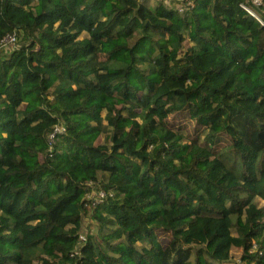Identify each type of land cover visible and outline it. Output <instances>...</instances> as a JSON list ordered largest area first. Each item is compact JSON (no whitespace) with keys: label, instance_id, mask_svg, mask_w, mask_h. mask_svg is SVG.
Returning a JSON list of instances; mask_svg holds the SVG:
<instances>
[{"label":"trees","instance_id":"trees-1","mask_svg":"<svg viewBox=\"0 0 264 264\" xmlns=\"http://www.w3.org/2000/svg\"><path fill=\"white\" fill-rule=\"evenodd\" d=\"M0 264H264V0H0Z\"/></svg>","mask_w":264,"mask_h":264},{"label":"rangeland","instance_id":"rangeland-1","mask_svg":"<svg viewBox=\"0 0 264 264\" xmlns=\"http://www.w3.org/2000/svg\"><path fill=\"white\" fill-rule=\"evenodd\" d=\"M5 42H6V45L2 49L4 53H6L9 50H12V48H13L11 44L7 43L8 39H5ZM194 64L196 67H200L203 64V62H202V60H196ZM99 178L101 181L105 182L107 179V173H105V172L99 173ZM89 192H91V191H89ZM35 222H36L35 219L34 220L32 219L28 222V225H30V226L35 225ZM25 232H26V236H29L32 238H37V236L40 234L39 232L38 233H31V231L28 230L27 228H26ZM86 233H87L86 228H83L81 234L85 237Z\"/></svg>","mask_w":264,"mask_h":264},{"label":"built area","instance_id":"built-area-1","mask_svg":"<svg viewBox=\"0 0 264 264\" xmlns=\"http://www.w3.org/2000/svg\"><path fill=\"white\" fill-rule=\"evenodd\" d=\"M253 2H254V4L260 5V4H262L263 0H253ZM245 9H246V11L248 13H250L251 15H253L254 17H256L260 21V19L257 16V14L252 9H250V8H245ZM5 39H8V42H7L8 44H12L14 42V36H8ZM5 39L2 41V45H6ZM61 130L62 129H61L60 126L54 127L52 132H50V134L48 135V140L51 142L53 137H54V135H55V133L56 132H60ZM49 150H53V146L52 145L49 146ZM85 197L86 198H90V194L88 193L87 195H85ZM81 237L84 238V236L82 234H81Z\"/></svg>","mask_w":264,"mask_h":264}]
</instances>
